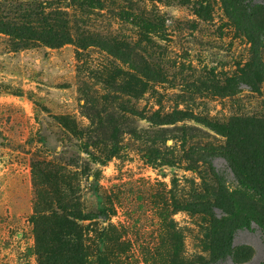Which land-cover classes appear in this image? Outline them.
<instances>
[{
	"label": "rangeland",
	"instance_id": "obj_1",
	"mask_svg": "<svg viewBox=\"0 0 264 264\" xmlns=\"http://www.w3.org/2000/svg\"><path fill=\"white\" fill-rule=\"evenodd\" d=\"M203 1L0 0V264H264V28Z\"/></svg>",
	"mask_w": 264,
	"mask_h": 264
},
{
	"label": "trees",
	"instance_id": "obj_2",
	"mask_svg": "<svg viewBox=\"0 0 264 264\" xmlns=\"http://www.w3.org/2000/svg\"><path fill=\"white\" fill-rule=\"evenodd\" d=\"M201 1V0H200ZM221 6L228 16L229 19L235 20V21H240L242 24L248 25L249 23L254 24L259 26L260 28H264V0H220ZM197 13L199 16H204L208 12V6L207 4L202 0V2L197 3L195 5ZM261 14L263 15L262 22L257 21V15ZM238 19V20H237ZM0 32H3L5 34H14L18 35L20 33V28L17 27L16 24L12 22H0ZM20 35V34H19ZM252 40L256 44H260V41L257 40V38L252 36ZM110 120H113L114 122L112 123V130L116 129V126L120 125V122L116 120L115 117L110 115ZM220 195H211V203L208 199V197H201L200 198V204L204 206L203 209L209 210V216H210V221L212 224H216L218 221L215 220V218L212 216V208L224 210L225 208H228V205H226V197L223 193V191L219 192ZM106 207L102 209V212H99L97 214H91L87 213L85 215L79 214V220H90V219H105L106 218ZM209 208V209H208ZM216 221V222H215ZM217 225V224H216ZM74 228L72 225H69V230ZM65 233V229H64ZM231 237L232 235H227L226 238H221L223 241V245H225L222 249V253L218 254L221 259H225L229 256H231V248H230V242H231ZM67 238V237H65ZM216 242V247L217 249L219 248L217 246V240ZM62 247L65 249V252L68 253L67 249L72 248V246L64 242ZM71 251V249H70ZM69 251V252H70Z\"/></svg>",
	"mask_w": 264,
	"mask_h": 264
}]
</instances>
